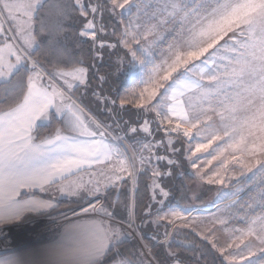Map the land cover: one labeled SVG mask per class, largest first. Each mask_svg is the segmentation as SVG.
I'll use <instances>...</instances> for the list:
<instances>
[{"label":"snow or ice","instance_id":"obj_1","mask_svg":"<svg viewBox=\"0 0 264 264\" xmlns=\"http://www.w3.org/2000/svg\"><path fill=\"white\" fill-rule=\"evenodd\" d=\"M132 6V0H0V38L4 41L0 46V223L22 218L23 212L9 211L18 203L15 197L21 188L55 189L68 196H79L83 191L80 199L88 198L89 202L95 199L99 203L101 181L89 179L85 183L71 178L81 171H90L93 165L103 164L111 172L106 176L105 188L117 186L115 182L124 179L125 174L134 188L138 173L151 165L152 149L164 142L153 143L147 139L152 137L149 121L145 120L139 129H120L118 123L115 127L105 125L81 106L73 91L88 80V69L78 66L83 61L76 59L75 46L68 43L69 30L75 21L83 22L78 35L95 41L97 31H104L94 23L99 16L107 11L119 17V23L124 25L123 11L117 10ZM136 7V20L129 19L120 28L117 43L130 51L133 62L138 60V51L144 57L139 63L147 79L141 83L151 88L145 87L139 93L137 107L155 112L160 118L157 130L166 124L169 127L165 131L182 133L190 140L203 135L204 142L196 144L195 152H208L216 141L227 137L226 147L218 151L221 146L217 145L210 153L212 158L231 150V159L237 163L242 164L245 156L250 158L248 164H243L241 175L244 171L253 172L254 168L253 176L264 174V0H143V6ZM177 18L181 21L179 31L171 37L167 51L161 52L158 58L153 57L140 42L147 41L149 36L155 37L153 43L166 40L159 29ZM5 21L10 27H5ZM17 39L22 47H14L9 42ZM132 45L137 47L133 49ZM42 48L49 56L46 65L31 58ZM135 69L136 64L132 63L131 70ZM21 72L28 75L23 94L16 98L14 94L19 87L16 81ZM161 88L163 93L159 91ZM194 95L207 102L209 108L216 101L223 121L218 129L207 123L211 120L207 109L197 112L191 104ZM185 96H188L189 108L185 107ZM153 100L156 102L152 103ZM169 100L173 102L171 105L166 104ZM173 117L178 121L175 124ZM54 122L62 127L41 139V129L51 127ZM138 131L147 134L144 140L128 135ZM171 143L169 138L168 144ZM155 159L167 158L156 155ZM226 161L227 157L222 165ZM168 163L174 161L168 160ZM100 175H106L103 169ZM160 175L159 171L152 170L153 177ZM261 180L264 186V175ZM157 195L167 198L169 193L154 180L152 198ZM260 199L264 201V193ZM159 203L163 204V200ZM55 207L52 200L32 199L25 201L23 211L43 215ZM98 211L112 216L103 205ZM170 215L173 221L182 219L175 212ZM166 218L158 216L159 220ZM126 237L130 238L129 234L122 233L120 226L96 222L91 242L71 251L79 257V264H105V258L112 253H115L113 264H153L150 250L131 255L120 252ZM248 237H254L258 244L245 245L247 254L241 260L245 264H264V214L250 221L243 234L244 239ZM212 247L216 248V244ZM231 247L229 244L228 248ZM217 250L223 256L227 249ZM170 255L176 257L175 253ZM175 264L182 262L177 258Z\"/></svg>","mask_w":264,"mask_h":264},{"label":"rangeland","instance_id":"obj_2","mask_svg":"<svg viewBox=\"0 0 264 264\" xmlns=\"http://www.w3.org/2000/svg\"><path fill=\"white\" fill-rule=\"evenodd\" d=\"M132 2L133 6L131 9L117 10L118 12L123 11L124 25L127 24L129 19L133 21L136 20L138 15L136 5L139 4L141 5V7L143 6V0H132ZM0 19H2V17H0ZM119 19V17L111 16L107 11H105L94 21V23L97 25V28L103 27L104 31H97L95 41H93L91 37H83L84 39H91L92 42H94V47L96 49V58H98L97 61L102 62L107 59L106 57L109 56L110 53L112 54V57L108 58L107 60L109 61L106 62L108 63V65L110 64L111 67L107 68L105 74H102L99 77V81L103 84V86L108 85V74L111 75L110 79L114 81L116 80L115 78L123 74V72L125 71L124 67H127L125 72L127 73L128 78H131L132 76H139L140 81L142 79H147V76H145L142 71L143 66L139 63V60L144 59L141 52H137L138 60L133 62L130 51L127 48L123 47V45L117 43V41L120 39V28L124 26L119 23ZM108 20H111V22L108 23ZM103 21L105 24H103ZM112 21H116L117 24H119V28L113 27ZM152 22L155 23V21ZM180 22L181 21L179 20V18H177L173 23L164 25L159 29L160 33H162L166 37V40L159 41L158 43H153L155 37L149 36L147 41L142 40L140 42L141 45L145 48H148L149 51H151L153 57L158 58L161 52L167 51L168 44L172 42L171 37L179 31L178 25ZM5 27H10V24L7 21H5ZM113 31H115V35L112 34ZM3 42V38H0V46L3 45ZM100 44H103L104 46L100 47ZM113 44L116 45V47L109 46ZM132 47L133 49H135L137 46L132 45ZM12 59L14 63V58ZM157 62H159V59H157ZM132 63L136 64L135 70H131ZM148 67L150 68L151 66L149 65ZM208 70H211V66H209ZM88 82H90L89 78L85 85H81L79 87H83V89L77 92L78 95L75 94V98L78 100V102L81 103V106L84 107L92 117L104 124L106 122L104 117L100 113H96L95 111L90 110V108L92 109V105L90 103H93L91 99H96L95 102L102 103V101L100 100L101 98H97L106 94L109 97L105 103L106 107H108V104L113 105V103H111L113 99L111 98V96H109V92L106 91V89H103L102 85L98 87L100 88V91H94L96 98H94L93 96H87L85 90L86 88L84 87H87ZM204 83L207 84L208 81L205 80ZM145 87H149L150 89L151 85L142 84L141 91H143ZM73 91L75 92L77 90L73 89ZM159 91L160 93H163L164 89L161 88ZM157 99H159V96L157 97ZM183 99L185 100V107L189 108L188 96H185ZM198 99V95L192 96L191 104L196 107L197 112H199L201 108L207 109V115L211 116V120L207 121V123L212 124L215 128V126L218 124L217 120L219 121V119H217L219 115L214 113V111L212 110L213 106L212 108H207V105L199 104ZM155 102V100L152 101V103ZM139 103L140 100L138 96V100L134 101V112L138 113L136 118L138 119V121H142V123L145 120L154 122L153 124H150L153 129L152 137L156 138L159 134L162 136H172L171 141L173 148L171 150H168L167 148L166 150L168 154L166 163L168 166H163L167 167L166 172H170L173 174V180L177 177V173L181 171L188 174L190 177L186 179V176L184 174L183 178L187 181V195L189 198V205L186 206V208L188 214H180L175 212L182 219H176L173 221L172 219H169L170 217L168 216L167 219L160 220V222H162L163 224L168 223L170 225L169 231L167 233H164L165 236L167 235V239H165V241H167L171 236L175 227H181L186 229L187 231L192 232L201 240L208 243L211 247L212 244L215 243L216 248L212 247V249L218 254L219 257H221V259L226 264H245V261L241 260L240 258L241 256L247 254L245 245L251 244L253 245V247H255L258 244V242L255 241L254 237H248L244 239L243 234L247 231L252 219H254L256 216L264 214V212H262V209H264V201L260 199L261 193H264V186H262L261 180V175L264 174L253 176V173L256 172V169L254 168L253 172L244 171L243 175H241L243 171V164H248L250 162V158L245 156L242 158V164L237 163L236 161H233L231 159V150L225 152L223 156L216 155V158L213 159L210 153H212L213 149L217 148V145L221 146L218 151L223 150V148L226 147L224 141L228 139L227 137L224 138V140L216 141V143L212 145L208 152H195L194 149L196 144L204 142L203 135L199 138L190 140L189 138H185L182 133L165 131V129L169 127L166 124L160 126L159 130H157L160 118L155 115V112L146 111L137 107ZM172 103L173 102L170 100L166 102L167 105H171ZM191 114L192 113L190 111V115ZM111 115H113V121L110 122V120H108L106 125H112L113 127H115L116 125H113V122H117V120L120 119V115L116 114L115 110ZM173 122L174 124L178 122L176 117H173ZM122 133L123 132H120V135H124ZM115 135L116 133L114 132L113 136ZM193 135L195 136V130H193ZM159 153L163 154L164 152L159 150ZM225 157H227V161L222 165L221 162L225 160ZM168 160H172L174 161V163L169 164ZM141 172L137 175L134 188L131 180L129 179L131 184L129 188L131 220L129 221V223L133 222L131 227H129V223L112 219L108 216H105L102 212L98 211V209H100L101 207L98 206V203L95 199L91 200V202H89V200L80 201L79 204L81 203V205H79L78 207L63 212L57 210L60 203L59 202L58 204H56V207L54 209L49 210L43 215L23 212V216L20 220H12L7 223H0V259L8 258L9 261H16L17 264H23V260L26 255V258L27 256H29V262L27 261L28 264H58L57 261L51 260V258H48L47 255L46 257H43V255L39 254V250L41 251V248L43 246H47L49 243L53 242L56 236H58L69 224L83 218L91 217H97L99 219L103 218V220L105 217H107L111 223L119 225L122 232H125L132 236L140 245L142 251L149 250L150 248H147V246H145L135 223V190L138 189V179ZM217 173H219V175H217ZM201 177L204 178L201 179ZM209 179L212 180V183L208 182ZM220 179H223L224 181L222 184L216 182ZM249 185L251 186L244 190V187ZM250 189L252 193L249 195V197L245 201L240 202V200ZM93 205L95 206V209H97L94 211L95 214L89 213L93 212V210H89ZM85 209L89 210H87L86 212L87 215L84 214L73 218V214H71L66 219L64 218L66 216H63L62 218L64 219L57 220L58 217L68 214L66 212L73 211L72 213H74L84 211ZM16 212H19V210L15 208V211L13 213ZM147 212L149 214L158 213L156 211ZM160 212L162 211H159V213ZM153 222L155 223V221ZM52 226H55L56 228L52 229ZM47 230H51V233H48ZM205 236H208L209 240H205ZM242 239L243 242H241ZM229 244L232 245L231 248H228ZM219 248L227 249L224 252L223 256L217 250ZM224 257H228V259L225 260ZM233 257H235V259H232ZM153 264H158L154 258Z\"/></svg>","mask_w":264,"mask_h":264},{"label":"trees","instance_id":"obj_3","mask_svg":"<svg viewBox=\"0 0 264 264\" xmlns=\"http://www.w3.org/2000/svg\"><path fill=\"white\" fill-rule=\"evenodd\" d=\"M109 22H111V20H108V23ZM112 23L113 27L119 28V24H117L116 21H112ZM103 24H105L104 21ZM82 28V20L77 19L74 23V26L69 30L70 36L68 43L75 46L74 51L78 54L76 59L83 61V63L78 66L86 67L88 69V78L90 82H88L87 87L85 86L84 88H86V95L92 97L94 91L99 90L100 88L98 87L100 85L103 86V84L99 81V77L100 75L105 74L107 68L111 67V65H108L106 62L109 61L107 59L112 57V54L110 53L109 56L106 57L107 59L102 62L97 61L98 58H96L94 42L89 39H84L78 35ZM37 40L39 41L40 37H37ZM32 59L38 60L42 64L46 65L49 56L46 49L42 48L40 52L32 55ZM126 68L127 67H124L125 71ZM125 71L121 76L115 78L116 80L114 81L110 79L111 75L108 74V85L103 86V89H106V91L109 92V96H111L113 99L112 101H115L113 104V109L116 111V114L120 115V119L117 121H119L118 124L123 128L130 127L131 125H135L140 122L142 123V121H138L136 118L138 113L134 112V101L138 100L139 93L142 90V83L139 76H132L131 78H128V75ZM27 75L28 73L21 72L17 78L16 83L19 85V87L14 94L16 98H19L23 94ZM81 89H83V87L75 91V94L78 95L77 92ZM91 100L93 101L91 110H98L99 107L97 106L100 103L95 102L93 99ZM103 117L106 121L104 123L105 125L108 120L111 119L110 122L113 121V117L110 114H107ZM153 123L154 122H152V124ZM114 124L115 123L113 122V125ZM60 127L61 124L59 122H54L51 127H43L40 132L41 139L53 134L56 129ZM148 139L154 140L155 138L149 137ZM128 143L130 142L128 141ZM184 174L186 179L190 178L188 174ZM150 178V175L144 171L141 172L139 176L138 189L135 193V223L145 246L150 248L149 250L151 251V254L156 262L158 264H175V260L178 258L182 264H226L208 243L204 242L198 236L184 228L175 227L171 236L167 241H165L164 233L169 231L170 225L168 223L163 224L162 222H160V224H155L153 221L149 220L151 214L147 212L149 203L148 184ZM183 178L175 179L173 186H170L169 191L172 193V200L169 206L177 213L188 214L186 208V206L189 205V198L187 195V181ZM250 186L251 185L244 187V190ZM129 188V181L125 180L117 186L108 189L103 194V206L112 212V216L110 218L125 223H129L131 220ZM251 193L252 191L250 189L240 200V202L245 201ZM79 205H81V203L79 204V201H62L59 203L57 210L63 212L78 207ZM158 213L155 215H158ZM62 217L63 216L58 217L57 220L62 219ZM129 237L130 238L126 237L124 239L119 251L125 255H131L133 252H137V254H139V252L142 251L140 245L132 236L129 235ZM153 237H155V239H153ZM170 253H175L176 257H173L170 255ZM114 257L115 253H112L110 256L106 257L105 264H112Z\"/></svg>","mask_w":264,"mask_h":264},{"label":"crops","instance_id":"obj_4","mask_svg":"<svg viewBox=\"0 0 264 264\" xmlns=\"http://www.w3.org/2000/svg\"><path fill=\"white\" fill-rule=\"evenodd\" d=\"M8 35L11 36L12 33L9 32ZM9 42L14 44V41H9ZM22 46L23 45L19 39L15 40L14 47H22ZM12 61H13V59H12ZM92 96L94 98H96L95 93H93ZM108 98L109 97L106 94L97 98V99H100L102 101V103H100L97 106V107H99V109L95 111L96 113H100L102 116H106L107 114H110V115L112 114V112L114 111L113 105L108 104V107L105 106L106 100H108ZM198 101H199V104L207 105V108H209L208 103L203 102L200 99V97H199ZM200 101H201V103H200ZM90 104L93 106V103H90ZM212 106H213V108H215V111H214L215 114H218L221 111V109L219 107H217V103L215 100L212 101ZM90 110H91V108H90ZM225 115H227V113H225ZM217 119H219V121L217 120L218 124L215 126V128L218 129L223 124V121H221L220 116H218ZM116 123H118V121L115 122V125H116ZM142 124L143 123H137L135 125H131L130 127H136L137 129H139ZM150 124H152V122ZM61 127H62V125H61ZM120 129H123V127L121 125H120ZM151 129H152V126H151ZM122 134H124V133H122ZM221 134H223V133H221ZM128 135L136 136V138L138 140H144L147 136V134H145L143 132H139V131L137 134H133V133L129 132ZM169 138L172 139V136H167V135L162 136L160 134L157 135V137L155 138L153 143H155V141H163L164 143L159 145L158 147H154L152 149V152H153L152 163H151V165L146 166L143 170L144 172L149 174L151 177L149 184H148V186H149V203H148V210L147 211L158 212L157 211L158 209H159V211H162V213H160L159 215H155L157 213H154V214L150 215L151 217H149V220L155 221L156 224H160V223H157V222H160V220L158 219L157 216H165L167 218L169 216L170 217L169 219L173 220L170 213H173L176 211L169 206L171 203V200H172V193H171V191H169V189H170V186L171 187L173 186L175 179L183 178V176H184L183 171H181V172L178 171L179 173H177V177L173 180V174L171 173V175L168 176L166 174L167 173L166 172L167 167H163V166H168L166 163L167 160L162 159V160L157 161L155 159L156 155L164 156V157L168 158V154H167L166 150H167V148H168V150H171L173 148L172 143L170 145L168 144ZM224 138H226V137H224ZM159 150L163 151L164 153L163 154L159 153ZM163 164H165V165H163ZM159 165H160V167H159ZM170 167H172V166H170ZM102 169L106 173L105 176L100 175V171ZM152 170L159 171L161 173V175L158 177H153L152 176ZM110 175H111L110 170L105 165L101 164V165H93L90 171H81L78 176H73L71 179L72 180H83L85 183H87V181L89 179L101 181V185H100L101 195L100 196H102L108 189L113 188V187H107V188L104 187V184L108 183L106 176H110ZM181 175H182V177H181ZM125 180H128L129 185H131L130 180L126 176V174L124 175V179L116 181L115 183H116V185H118ZM154 180L156 181V183H158L160 185V187H162L165 191H167L169 193V196L167 198H164L160 195H157L155 197V199L152 198L153 181ZM64 183L67 184L68 181H65ZM156 191L158 193L159 189H156ZM83 195H84L83 191L80 192L79 196H68V195H61L55 189H50L49 191H41L39 188H32V189L21 188V189H19V194L15 197V199L18 203H16L11 209H9V211L11 213H13L15 211V208H16L17 210H19V212H24L23 206H24L25 201H29L32 199L52 200L55 204H58L59 202H62L65 200H74V201H79V202L80 201H88L89 200L88 198L80 199V196H83ZM161 200H163V204L159 203V201H161ZM96 222H103L106 224H112V225L119 226L117 224L111 223L107 217H105L104 220H103V218L99 219L97 217L83 218V219L77 220V221L69 224L68 226H66L65 229L58 236H56V238L54 239L53 242L49 243L47 246H43L41 248V251L39 250V254L43 255V257H46V255H47L48 258L50 257L51 260L57 261L58 264H61V263L79 264V257L74 255V253L71 251V249L73 247H76V246L86 247L91 242L92 232L95 230ZM119 224H123V223H119ZM122 233H125V232H122ZM28 259H29V256H27V258H26V255H25L24 260H23L24 261L23 264L27 263ZM5 261H9V259L8 258L7 259H0V262H5Z\"/></svg>","mask_w":264,"mask_h":264},{"label":"built area","instance_id":"obj_5","mask_svg":"<svg viewBox=\"0 0 264 264\" xmlns=\"http://www.w3.org/2000/svg\"><path fill=\"white\" fill-rule=\"evenodd\" d=\"M185 138H187V137H185ZM135 193H136V190H135ZM92 200H94V199H92ZM103 205V197L102 196H100V200H99V203H98V206L99 207H101ZM88 210V209H87ZM89 210H93V207H91ZM88 210V211H89ZM95 210H93V212H89V213H94L95 214V212H94ZM73 212V211H72ZM72 212H66V213H68V214H66V215H62V216H66V217H64L65 219L66 218H68L71 214H73V218H75V217H78V216H81V215H84V214H86L87 215V211H79V212H74V213H72ZM85 212V213H84ZM65 214V213H64ZM64 218H62V219H64ZM59 220H61V219H59ZM56 227L55 226H53V228L52 229H55ZM49 233H51V230H49Z\"/></svg>","mask_w":264,"mask_h":264},{"label":"bare ground","instance_id":"obj_6","mask_svg":"<svg viewBox=\"0 0 264 264\" xmlns=\"http://www.w3.org/2000/svg\"><path fill=\"white\" fill-rule=\"evenodd\" d=\"M60 224H61V223H60ZM48 225H49V224H48ZM50 226H51V225H50ZM42 228H43V227H42ZM51 228H53V226H52ZM51 228H50V229H51ZM47 232L49 233V230H47Z\"/></svg>","mask_w":264,"mask_h":264}]
</instances>
